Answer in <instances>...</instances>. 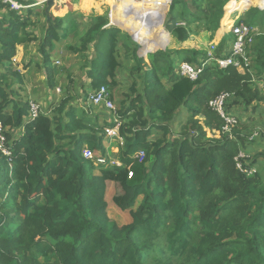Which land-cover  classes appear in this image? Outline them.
I'll return each mask as SVG.
<instances>
[{
    "label": "trees",
    "instance_id": "trees-1",
    "mask_svg": "<svg viewBox=\"0 0 264 264\" xmlns=\"http://www.w3.org/2000/svg\"><path fill=\"white\" fill-rule=\"evenodd\" d=\"M98 1L102 0H94L90 6L100 10ZM200 1L189 0V20L182 14L184 26L175 25L177 18L172 19L178 16L172 13L165 23L178 43L188 40L189 26L201 21L195 17ZM228 1L208 0L209 11L202 18L205 30L219 28L228 10L239 5L232 0L224 8ZM65 3L68 9L73 7L70 1ZM260 4L264 6V0ZM176 5L186 6V1L172 0V11ZM244 14L236 22L264 25V10L250 8ZM9 15L0 29V65L5 69L12 65L15 46L33 40L25 31L28 15ZM151 15L146 18H156L162 27L163 14L154 11ZM46 19L49 25L40 43L44 62L49 58L46 48L51 49L52 42L59 39L61 25L60 18L49 11ZM107 24L105 16L97 15L80 46L69 47L81 53L98 40L97 56L87 69L96 89L116 85L118 55L123 52L130 57L131 47L125 39L133 44L126 32ZM162 47V40L139 44L140 54L156 51L148 54L143 89H137L141 60L133 70L129 93L116 107L123 138L117 155L121 166L83 158V147L102 155L106 152L103 127L95 129L84 118L73 117L64 123V131L79 132L67 149L56 141L71 134L57 135L47 116L40 113L25 121L29 103L16 104L7 83L9 74H0V122L3 128L23 126V135L9 143L10 157L0 152V264H264V175L257 170L247 175L237 169L235 157L241 150L239 142H244L241 134L210 138L203 129L218 130L223 124L208 106L220 92L231 93L228 112L233 104L258 106L264 96L251 86L250 72L241 73L233 66L218 69L209 62L196 80L181 76L173 67L172 55L191 64L202 56L196 64L200 66L206 53L188 48L158 50ZM131 55L140 62L136 54ZM250 57V67L258 74L264 72V34L258 36ZM163 80L171 85L165 86ZM183 105L188 107L187 123L168 139L169 123ZM196 116L202 118L203 126ZM154 129L162 131V136L151 138ZM4 134L8 136V132ZM140 149L144 156L137 160L134 153ZM262 159L264 154L256 155L243 164L255 167ZM107 181L114 185L112 202L120 210H129L130 222L118 224L110 218Z\"/></svg>",
    "mask_w": 264,
    "mask_h": 264
},
{
    "label": "crops",
    "instance_id": "crops-1",
    "mask_svg": "<svg viewBox=\"0 0 264 264\" xmlns=\"http://www.w3.org/2000/svg\"><path fill=\"white\" fill-rule=\"evenodd\" d=\"M22 1L30 6L19 13L0 4V29L6 25H4L3 22H8L11 18L9 15L10 13L15 12L19 15H28V23L26 24L25 31L33 38V40L15 46V55L12 58L10 69H5L0 65V74H9V80L7 83L9 89L14 92L13 98L16 101V104L20 105L22 102L29 103V101L38 103L41 109L40 113L49 118L50 127L57 135L60 133L71 134L68 139L66 138L62 141H56L58 146L67 149L72 146L73 139L79 136V132L72 133L63 130L64 123L71 118H84L88 124L95 129L100 127L104 128L105 126H108V124L113 123L114 120V116L110 110L105 108L102 104H91L88 99L89 94L96 89L91 84L92 79L87 76V69L89 68L91 61L97 56L95 44L98 40H95L88 45L84 52L74 53L69 50L70 46H80V39L88 30L94 18L97 15L102 14L92 12L93 9L94 11L97 10L90 6L92 0H86L84 3L82 0H52L53 3L48 11L53 17L60 18L61 25L58 29L59 39L52 42L53 46L51 49L46 48L49 58L48 62H44L45 58L40 49V43L43 41V37L49 25L46 19L48 0ZM65 1H70L73 7L68 9ZM107 1L112 10V13L110 14L112 21L135 35L138 44L149 43L152 41L160 42L162 40V43L166 46L165 38H162L161 28L163 25L162 27L159 26L158 22L156 25L152 24L148 21L151 18L143 21L141 20V22L140 20H132L126 17L120 18L119 15H116L115 8L113 10V1ZM261 1L263 0H239L243 8L242 11L235 14L234 9L228 10L229 12L227 13V16L222 18L221 25L216 31L191 37L190 41L198 44L202 43L204 45H207L210 42V45H213L214 47L215 44L213 42H215L218 45L216 54H226L232 43L230 32V27L232 26L231 22L237 21L238 18L250 8L264 10V6L260 4ZM147 24H150L149 27ZM139 33L142 34L140 35ZM129 41L130 40L125 39V44L128 47H132ZM0 52H2L1 46ZM247 52L250 53L248 46ZM128 55L130 57H124L125 54L123 55V53L118 55L119 66L115 69L114 76V82L116 85L109 87L112 93L111 98L117 108H119L121 102L125 100V95L129 93L128 88L135 77L133 75V70L135 67L137 68L133 56L130 53ZM61 61L68 62V64L64 63L61 64L62 66H58ZM250 68V74L252 75L253 66ZM140 69L141 71L137 74L139 78L137 79L138 91L143 89V84L147 76V68L144 69L141 67ZM238 71L241 73L244 72V70L240 69H238ZM163 84L167 87L171 85L168 80H163ZM43 103L44 105H42ZM125 106H128L127 101L125 102ZM12 107L13 103L6 108V111L11 113ZM247 107L245 109H247ZM187 113L189 116L187 106L184 105L174 113V126L172 125L171 127L170 125L171 131H180V128L186 123L184 119L188 117ZM178 114L180 115L178 116ZM180 116L183 118L181 119ZM26 120H28V115L25 117V121ZM4 131L8 132L7 139L9 140V144L11 139H19L23 135V126L19 128L5 126ZM175 132H173V134ZM158 135L159 132L154 129L151 133V138H157ZM174 135L176 136L177 133ZM103 145L106 149L105 155L108 158L120 161L117 156L119 146H117L118 143L116 140L105 138ZM244 161L248 162L249 159H245ZM95 172L97 173L98 171L95 170ZM113 189V182L107 181L105 200L108 195L111 196L112 200Z\"/></svg>",
    "mask_w": 264,
    "mask_h": 264
},
{
    "label": "rangeland",
    "instance_id": "rangeland-1",
    "mask_svg": "<svg viewBox=\"0 0 264 264\" xmlns=\"http://www.w3.org/2000/svg\"><path fill=\"white\" fill-rule=\"evenodd\" d=\"M73 1H75V0H73ZM110 1H113V3H114V4L112 3L113 10L115 8L116 15H119L120 18L126 17V18H129L132 20H140V22H141V20L142 21L147 20L146 16H152L151 14L154 11L156 13H162L164 16L165 9L167 8L165 18H164V23H163L164 27L161 28V31L163 30L162 31V38L163 39L165 38L166 46L162 47V48H158V50L161 49L163 51H166V50L168 51V50H171L173 48H188V49L198 50L204 54L207 52V49L209 48L208 46H210L211 43L209 42L207 45H204L202 43L198 44V43L191 42L190 38L195 37V36H199L200 34H205V33L211 32V31L213 32V31H216L218 29L217 28L215 30H205L203 28V25H204L203 21H202L203 15L205 14V12L209 11L208 0H202V2L200 1L198 3L199 4V10L196 13L195 17H196V19H201V21L196 20L192 26L187 25L190 28V34H189L190 38L183 43H178V41L175 40L170 35V33L168 32V29L165 26V23L167 22V20L171 19L170 18L171 13H172V16H175V14L178 16V17H173L172 20H174L176 18L177 19L175 21L184 20V17L182 16L183 13L186 14L185 17H187V19L189 20V12H190L189 11V0H185L186 6L176 5L173 11L171 10L172 0H168V2H167V0H162V1H159V0H118V2H116V1L114 2V0H110ZM235 1L237 2V0H235ZM99 2H101V4ZM231 2H232V0H229L226 4H224L223 5L224 8L226 5H228ZM98 3L100 4V8H99L100 10L94 11V9H93L92 12L97 13V14H102L103 16L108 18V13L110 11L109 4H107L106 2H103V0L98 1ZM161 4H164L163 8H162ZM216 5H218L217 1H216ZM125 7L130 8L131 10H133L134 14H137L139 16H134V15L125 16L122 13V11L124 10ZM150 7H152V10H148V8H150ZM153 9H154V11H153ZM233 9L235 10V14L238 13L239 11L243 10L240 2H239V5L237 7L235 6ZM191 11H194V9L191 8ZM242 16L245 17V14L243 13ZM242 16H240L239 18H241ZM148 21L154 25L157 24L156 18H151ZM234 23H236V21L231 22V24H234ZM110 26H112V25H110ZM113 26L117 27L118 25L115 24ZM117 28H119V27H117ZM119 29L126 32L122 28H119ZM249 31H250V38L248 40L247 46H248L249 50H251L257 44L258 36L260 34H264V25H262V26H259L257 24L251 25V26H249ZM168 33H169V35H168ZM127 35H128V38L131 39L133 42L131 50H130L131 54L133 52V54H136L137 57H139V59H140V62H138V63L136 62V66H139L138 64H140L141 60H142L143 63H141V66L144 69L148 68V63H149V61H147L148 60V54L154 53L156 51L147 52L145 54H140V52H139L140 49H138L137 40L134 37H132L131 35H129V33H127ZM167 43L169 45H167ZM213 43L215 44V53H216L218 45L215 42H213ZM173 44H174V46H173ZM248 55L250 57V53ZM172 58L174 60L173 67L177 68L178 65L181 63V61L179 60V58L176 55H172ZM202 58L203 57L201 56V58H199V60H201ZM199 60L195 61L194 63L198 64ZM250 60H251V57H250ZM253 60H254V58L252 57V61ZM64 63L68 64V62H65V61L62 62L61 61V63L58 66H62L61 64H64ZM210 63H213V62H210ZM139 71H141L140 68L137 69L136 73H139ZM251 80H252L251 86L253 88H257L260 91V93L262 92V95L264 96V72H262L261 74H258L257 70H255V67H253ZM108 90H109L110 94H112L110 89H108ZM42 105H44V103ZM246 107L247 106H243V105L237 106V104H233L232 108H228V109H229L230 113L237 116L238 123L233 129V135L236 136V134L239 133V135L241 134L243 136L244 142L243 143L239 142V149H242L241 152H243L246 155L247 160L249 159V161H250V160H254L256 155L264 154V99H263V103H261L258 106L250 105L247 107V109H245ZM179 115L180 114H178V116ZM187 116H188V113H187ZM174 117L175 116H173V119H174ZM182 118L183 117H181V119ZM195 118L203 126L202 118L200 116H196ZM173 119L169 123V128H171L172 125L174 126ZM184 120L187 123L188 117L185 118ZM170 125H171V127H170ZM181 129L182 128H180V131H181ZM203 129L206 132V135L208 137L219 138V136L216 134V132H214V131H216V129H208L207 127H203ZM157 131L159 132L158 137L162 136V134H163L162 131H160V130H157ZM170 131H171V129H170ZM180 131H178V132L171 131V134L168 135L167 138L171 139L172 137H175L174 134L175 133L178 134V133H180ZM173 132H175V133L173 134ZM6 137H7V135H6ZM251 138H253V139H251ZM117 146L120 147V145H117ZM140 150H142V149H140ZM136 159L138 160V158H136ZM140 159L141 158H139V160ZM247 163H249V162H247ZM253 166H255V168L258 172L260 171L261 175H264V171H263L264 170V159H262L260 161H256L253 164ZM112 193L114 194V189H113ZM106 200L108 203L107 211H108L110 218H112L118 224H125V223H128L131 221L129 210H120L118 207H116V205L112 202L110 195L106 196ZM135 235H136V232H135Z\"/></svg>",
    "mask_w": 264,
    "mask_h": 264
},
{
    "label": "built area",
    "instance_id": "built-area-1",
    "mask_svg": "<svg viewBox=\"0 0 264 264\" xmlns=\"http://www.w3.org/2000/svg\"><path fill=\"white\" fill-rule=\"evenodd\" d=\"M118 2V0H115ZM2 4H4L8 9L15 11L17 13L21 12L23 9L28 8L30 5L26 4L22 0H0ZM168 2V0H167ZM167 11V8H166ZM166 11L164 12L162 24L164 23V18ZM112 10L108 13V26L115 25L116 23L112 21L111 14ZM122 13L125 16H139L134 14L133 10L125 7ZM118 25V24H117ZM175 25L184 26V21H176ZM121 28L119 25L117 26ZM164 27V25H163ZM123 29V28H122ZM129 35L136 39V36L125 30ZM230 32L232 36V43L229 51L226 54L217 55L215 53V47L210 45L206 52V57L201 61V65L198 66L196 64H191L188 62H181L176 72L184 77L189 78L190 80H196L199 77L201 72V68L208 64L209 62H214L218 69H226L229 66H233L237 69L244 70L247 72H251L250 64L251 60L249 57V53L247 52V43L250 38L249 26L244 22H236L232 24L230 27ZM137 40V39H136ZM252 77V75H251ZM231 97V93L222 91L217 94L215 97L208 101V106L211 110L216 112L218 116L222 119V126L220 129L214 131L216 134L220 136H228V138H233V129L237 125L238 120L237 116L231 114L226 109V104L229 98ZM88 99L91 104L97 105L102 104L105 108L110 110L114 116L113 125L105 126L103 128L105 138L114 139L117 141L118 145H123V138L119 133L120 121L117 115L116 106L111 98V94L108 88L105 85H101L99 88L95 89L92 93L89 94ZM28 117L29 120H34L41 112L40 106L38 103L34 101H29L28 104ZM0 152L6 156L10 157L11 155V147L7 144V138L4 134V128L0 122ZM144 155L143 150H137L134 153L135 158H142ZM82 156L87 160H92L95 164H105L106 166H121V162L117 160H113L108 158L106 155H102L98 152L93 151L88 147H83ZM247 159L246 155L239 150L237 156L235 157L236 167L239 171L244 174L252 175L255 173V167H245L243 164V160ZM132 176V172L128 173V177Z\"/></svg>",
    "mask_w": 264,
    "mask_h": 264
},
{
    "label": "water",
    "instance_id": "water-1",
    "mask_svg": "<svg viewBox=\"0 0 264 264\" xmlns=\"http://www.w3.org/2000/svg\"><path fill=\"white\" fill-rule=\"evenodd\" d=\"M52 3H53L52 0H48V2H47L48 7L46 8V12H48V10H49V8H50V6H51ZM168 35H169V33H168ZM137 45H138V47H139V44H138V43H137ZM160 50H161V49H160Z\"/></svg>",
    "mask_w": 264,
    "mask_h": 264
}]
</instances>
